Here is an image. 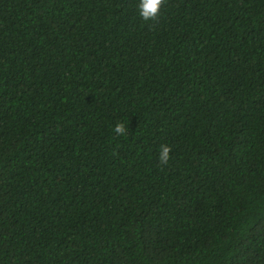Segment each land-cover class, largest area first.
Returning a JSON list of instances; mask_svg holds the SVG:
<instances>
[{
  "label": "trees",
  "instance_id": "trees-1",
  "mask_svg": "<svg viewBox=\"0 0 264 264\" xmlns=\"http://www.w3.org/2000/svg\"><path fill=\"white\" fill-rule=\"evenodd\" d=\"M137 3L0 0V264H264V0Z\"/></svg>",
  "mask_w": 264,
  "mask_h": 264
},
{
  "label": "clouds",
  "instance_id": "clouds-1",
  "mask_svg": "<svg viewBox=\"0 0 264 264\" xmlns=\"http://www.w3.org/2000/svg\"><path fill=\"white\" fill-rule=\"evenodd\" d=\"M164 0H138L137 11L144 22L155 21L160 14ZM126 128L123 123H117L113 128L116 135H125ZM171 149L167 145H161L158 160L161 165H167L170 159Z\"/></svg>",
  "mask_w": 264,
  "mask_h": 264
}]
</instances>
